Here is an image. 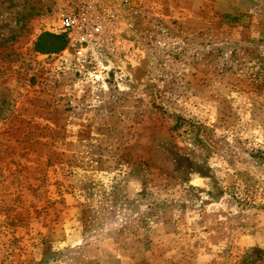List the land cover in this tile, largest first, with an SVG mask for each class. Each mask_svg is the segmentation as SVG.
<instances>
[{
    "label": "rangeland",
    "instance_id": "1",
    "mask_svg": "<svg viewBox=\"0 0 264 264\" xmlns=\"http://www.w3.org/2000/svg\"><path fill=\"white\" fill-rule=\"evenodd\" d=\"M67 2L0 0V264H264V0H101L86 65Z\"/></svg>",
    "mask_w": 264,
    "mask_h": 264
},
{
    "label": "built area",
    "instance_id": "2",
    "mask_svg": "<svg viewBox=\"0 0 264 264\" xmlns=\"http://www.w3.org/2000/svg\"><path fill=\"white\" fill-rule=\"evenodd\" d=\"M114 19L113 10L103 12L101 0H68L60 28L67 35L78 62H83L81 65L87 64L92 47L103 40L104 26Z\"/></svg>",
    "mask_w": 264,
    "mask_h": 264
},
{
    "label": "trees",
    "instance_id": "3",
    "mask_svg": "<svg viewBox=\"0 0 264 264\" xmlns=\"http://www.w3.org/2000/svg\"><path fill=\"white\" fill-rule=\"evenodd\" d=\"M224 17L228 22L237 21L236 15L225 14ZM66 44V35L47 32L38 37L35 44V50L40 52H55L62 50Z\"/></svg>",
    "mask_w": 264,
    "mask_h": 264
}]
</instances>
